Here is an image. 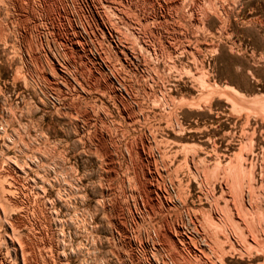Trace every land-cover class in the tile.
<instances>
[{"label": "rangeland", "instance_id": "rangeland-1", "mask_svg": "<svg viewBox=\"0 0 264 264\" xmlns=\"http://www.w3.org/2000/svg\"><path fill=\"white\" fill-rule=\"evenodd\" d=\"M200 1L0 0V264H264V0Z\"/></svg>", "mask_w": 264, "mask_h": 264}, {"label": "bare ground", "instance_id": "bare-ground-1", "mask_svg": "<svg viewBox=\"0 0 264 264\" xmlns=\"http://www.w3.org/2000/svg\"><path fill=\"white\" fill-rule=\"evenodd\" d=\"M202 1H203V0H202ZM181 2H182V0H181ZM199 2H201V1H200V0H190V7H191V10L194 11V9L196 8V7H194V6L197 5V3L199 4ZM218 2H219V1L216 0V3H215V4L213 5V7L210 9L211 11L214 12V11L217 10V6L220 5V4L218 5ZM176 4H179V5H180V1H176V3H174V5L176 6ZM224 4H225V3H224ZM179 5H178V6H179ZM181 5H182V4H181ZM181 5H180V6H181ZM184 5H186V4H184ZM199 5H201V3H200ZM199 5H198V6H199ZM178 6H177V7H178ZM222 6H223V5H222ZM175 8H176V7H175ZM197 8H198V7H197ZM200 8H201V6H200ZM200 8H199V10H200ZM223 8H224V7H223ZM168 9H169V8H168ZM180 9H181V8H180ZM220 10H221V9H220ZM196 11H197V9H196ZM204 11H205V10H204ZM194 12H195V11H194ZM216 12H218V11H216ZM219 12H220V11H219ZM202 13H203V10H202ZM186 14H187V13H186ZM196 14H197V13H196ZM204 14H205V13H204ZM208 14H209V11H208V13L206 12L205 15H203V14H202V15L208 17ZM220 14H221V13H220ZM220 14H219V16H222V15H220ZM222 14H223V13H222ZM186 17H187V16H186ZM207 17H206V18H207ZM187 18H188V17H187ZM203 18H205V17H203ZM206 18H205V19H206ZM201 19H202V18H201ZM201 19H200V20H201ZM205 19H204V20H205ZM199 22H200V21H199ZM204 23H205V22H204ZM222 23H223V22H222ZM200 24H201V23H200ZM202 24H203V22H202ZM242 208H243V207H242ZM243 209H244V208H243ZM256 232H257V231H256ZM251 236H252V235H251ZM253 237H254V236H253ZM261 241H262V240H261ZM261 244H262V243H261Z\"/></svg>", "mask_w": 264, "mask_h": 264}]
</instances>
